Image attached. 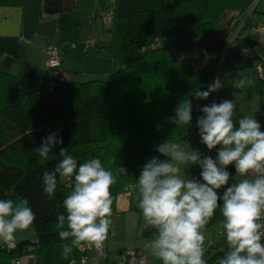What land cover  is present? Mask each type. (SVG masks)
I'll return each instance as SVG.
<instances>
[{
  "label": "trees",
  "instance_id": "1",
  "mask_svg": "<svg viewBox=\"0 0 264 264\" xmlns=\"http://www.w3.org/2000/svg\"><path fill=\"white\" fill-rule=\"evenodd\" d=\"M247 5V0H112L111 20L105 28L108 39L99 43L113 66L109 80L94 77L78 81L69 74L51 88L47 85L15 93L16 77L0 73V199L26 197L36 216L35 239L18 241L11 250L0 245V264H9L30 243L40 264H71L85 254L76 248L68 260L60 259L56 213L64 211L60 205L71 190L69 183L58 177L52 200L43 191L42 173L57 164L60 147L68 148L78 163L100 158L114 172L113 212L116 198L136 182L143 165L153 157L155 145L170 137L196 148L199 129L194 117L189 128H176L166 120L181 100L193 101L190 79L196 70L157 41L170 36L176 22L186 23L197 38L216 29L224 11H243ZM84 26L80 22L61 29L56 45L62 60L81 53ZM254 77L261 91L264 81ZM50 132H58L63 144L43 160L35 148ZM125 141L134 144L135 169L108 164L112 144ZM200 171L199 166H193L195 178L199 179ZM221 219L217 211L206 229ZM210 261L216 264L214 259Z\"/></svg>",
  "mask_w": 264,
  "mask_h": 264
},
{
  "label": "clouds",
  "instance_id": "2",
  "mask_svg": "<svg viewBox=\"0 0 264 264\" xmlns=\"http://www.w3.org/2000/svg\"><path fill=\"white\" fill-rule=\"evenodd\" d=\"M250 84L241 78L235 87L244 89ZM221 87L216 80L194 95L207 100ZM236 108L235 100L225 99L200 109L202 115L196 120L200 140L210 152L216 150L215 158L193 149L188 141L169 137L154 148L164 159L150 158L136 182L127 186L136 193L143 221L155 232L150 250L160 264H207L205 231L217 211L226 250L216 264H264V131L254 115L234 120ZM192 110V100L184 98L166 120L176 128H189ZM62 144L59 133L50 132L35 151L47 160ZM58 155L57 164L45 170L41 180L49 200L56 194L58 177L70 185L60 205L64 211L56 213L55 224L60 259L68 260L74 249L85 245L100 249L108 239L113 215L111 189L117 176L100 158L78 163L64 147ZM194 165L201 169L199 179L189 175ZM230 166H234V176L228 171ZM35 221L26 197L0 199V242L11 244L18 232L27 231Z\"/></svg>",
  "mask_w": 264,
  "mask_h": 264
},
{
  "label": "crops",
  "instance_id": "3",
  "mask_svg": "<svg viewBox=\"0 0 264 264\" xmlns=\"http://www.w3.org/2000/svg\"><path fill=\"white\" fill-rule=\"evenodd\" d=\"M111 6L112 0H0V73L6 72L16 77L15 93L46 87L53 78L45 65L43 45L48 41L57 44L61 29L81 22L86 25L82 33L83 49L79 55L63 57L62 60V69L70 74L71 79L81 78V63H95L98 61V51L105 50L99 49L101 40L94 24L99 15L111 14ZM238 13L237 9L224 11L219 18L218 27L197 38L190 34L186 23L176 22L172 25L170 36L158 39L159 45L170 50L180 62L196 70L190 79L194 93L197 90L203 91V86L211 84L216 64L228 38V25ZM85 17L87 22L82 21ZM92 48H96L97 54L91 57ZM66 60L70 61L68 68L75 66L76 72L64 68ZM110 67L112 70V64ZM98 72L96 68L91 74L99 76ZM142 222L136 193L128 189L116 198L110 228L111 238L104 242L106 256H99L96 250L87 249L86 264H117L121 252L127 247L140 249L147 264H153L152 257L146 256L144 251L149 252V239L154 230L146 224L140 230ZM139 235L144 238L143 247L134 243Z\"/></svg>",
  "mask_w": 264,
  "mask_h": 264
},
{
  "label": "rangeland",
  "instance_id": "4",
  "mask_svg": "<svg viewBox=\"0 0 264 264\" xmlns=\"http://www.w3.org/2000/svg\"><path fill=\"white\" fill-rule=\"evenodd\" d=\"M109 3V2H107ZM109 5V4H108ZM105 15H99V18H97L95 22V27L97 31V35H99V39L102 41L107 40L108 35L105 31V28L108 27L109 22L106 21ZM86 18V17H85ZM252 18V17H251ZM254 21V25L256 27L258 26H264V0H261L257 12L252 18ZM243 32V31H242ZM241 32V33H242ZM54 43V42H53ZM55 44V43H54ZM225 47V46H224ZM241 47H244L247 50V55H243L240 52ZM94 54H97L96 48L90 49V56L92 57ZM97 57V56H96ZM260 60L264 59V45H256L253 40L252 36L248 35L247 37L243 39H238L232 48L228 51V53L223 57L222 53L218 60V63L216 64V70L214 72V75L212 77V81H220L222 84V87L219 88L217 91L210 94L209 98L207 100H201L197 99L195 95H193V117L196 121L199 116L202 115V112L200 109L205 105H211L213 102L220 103L221 101L227 99V100H235L237 104L236 113L234 115V120H238L239 118L245 116V115H254L255 119H257L261 124V130L264 131V88L260 91L257 87L254 73L252 72V62L255 61L253 58ZM98 61L94 62H88L81 63V78H77L78 81H86L94 77H100L103 80H109L110 78V64L111 62L106 60L108 58L106 50H104L102 53H99ZM70 64L69 60L65 61L64 68L65 69H71L74 72L77 70L72 67L68 68ZM73 65L75 63H72ZM97 68L98 75L99 76H93L91 73L94 69ZM109 67V69H108ZM101 73V74H99ZM241 78H246L251 81V84L244 89H237L235 87V83L237 80ZM203 91H206L208 86H203ZM195 94V93H194ZM209 100V101H208ZM196 107H199V110H195ZM196 143V148L199 149L200 152L203 155H211L213 158H215L214 150L211 152L207 149V147L201 143L200 136L198 137V140ZM133 143L130 141H125L122 143H114L111 146V157L112 160L115 161V163L122 167V168H132L135 169L136 165L134 162V159L131 155L133 150ZM155 156H160L158 152L154 150ZM163 156H160V159H163ZM228 171L232 173V175H235L234 166H230ZM189 175L193 176V166L191 167L189 171ZM200 178V177H199ZM234 179H238V177H234ZM222 191L220 194L222 195ZM118 225V228H120V225ZM143 225H145V222L143 221L140 225V230L142 229ZM152 238L149 240H152L155 236V232L152 231ZM206 236V246H207V252L205 255V259L207 261V264H211L212 261L210 259H214V261L217 262V259L221 256V252L225 249V240L224 235L221 229L220 223H217L215 225H212L205 231ZM34 240L35 239V229L32 226L30 229L24 232H18L16 234L15 240L12 242L17 243L21 240ZM144 238L142 235L137 236V240L134 241V243L139 246L143 247ZM3 242H0V245H2ZM146 256H151L153 259V264H160V261H158L152 254L151 250L149 248L148 251H144Z\"/></svg>",
  "mask_w": 264,
  "mask_h": 264
},
{
  "label": "built area",
  "instance_id": "5",
  "mask_svg": "<svg viewBox=\"0 0 264 264\" xmlns=\"http://www.w3.org/2000/svg\"><path fill=\"white\" fill-rule=\"evenodd\" d=\"M247 2V8L243 11H239L238 15L233 18L228 25V38L222 51L223 57L228 53V51L238 39H243L248 35L252 36V40L256 45H264V26L256 27L253 23L254 21L252 20L257 12V8L261 0H247ZM105 19L106 21L110 22L111 14H108ZM42 49L45 56V65L53 78V80L48 83V87L51 88L54 82H62L66 80L69 77V73L63 70L61 67L62 58L60 49L56 44L48 41L43 45ZM240 52L243 55H247V50L244 47H241ZM253 59L255 60L252 62L254 76L264 81V60H257L255 57ZM195 110H198V108L196 107ZM126 190H128V188ZM110 238L111 233L109 232L108 239ZM4 247L8 250H11L16 247V244L15 242H11V244H5ZM33 249L34 246L32 243L27 244L26 248L23 250V253L10 259L9 264H40L36 258V255L34 254ZM87 249L96 250L98 255L102 257H105L107 253L104 245L100 249L85 245L79 248V251L85 252ZM82 261L83 264L87 263L85 254L82 255L77 262L75 260H71L70 263L82 264ZM117 264H147V261L140 249L127 247L121 252Z\"/></svg>",
  "mask_w": 264,
  "mask_h": 264
},
{
  "label": "water",
  "instance_id": "6",
  "mask_svg": "<svg viewBox=\"0 0 264 264\" xmlns=\"http://www.w3.org/2000/svg\"><path fill=\"white\" fill-rule=\"evenodd\" d=\"M83 22H87L88 21V19H86V18H83V20H82Z\"/></svg>",
  "mask_w": 264,
  "mask_h": 264
}]
</instances>
